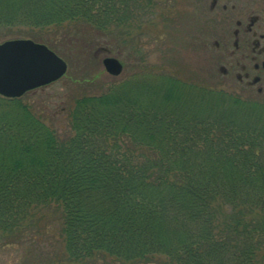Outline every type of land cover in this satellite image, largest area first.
I'll list each match as a JSON object with an SVG mask.
<instances>
[{"label": "trees", "instance_id": "trees-1", "mask_svg": "<svg viewBox=\"0 0 264 264\" xmlns=\"http://www.w3.org/2000/svg\"><path fill=\"white\" fill-rule=\"evenodd\" d=\"M141 5L0 0V30L81 21L101 31L138 18ZM167 78L171 87L156 97L112 85L78 99L63 135L22 97H2L24 110L0 116L6 236H23L32 207L55 201L73 264H109L106 256L121 264H264V122L197 109L179 92L184 80Z\"/></svg>", "mask_w": 264, "mask_h": 264}, {"label": "rangeland", "instance_id": "rangeland-1", "mask_svg": "<svg viewBox=\"0 0 264 264\" xmlns=\"http://www.w3.org/2000/svg\"><path fill=\"white\" fill-rule=\"evenodd\" d=\"M232 1L219 0V3ZM141 3L138 18L101 31L81 21L33 31L26 26L14 27L7 35H4L7 30H0V35H4L0 42L18 37L49 41L68 62L63 77L26 92L20 96L22 104L55 129L56 134L63 135L70 131L78 99L102 94L112 85L126 89L127 96L130 92L139 94L144 88L147 94L156 97V91L166 92L171 87L167 76H175L184 80L179 92L191 99L195 108L214 115L227 111L243 122H264V95L238 85L232 75L226 77L220 68L232 62L230 53L234 46L232 28L224 20L220 22L226 14L219 6L211 9L212 0H141ZM106 56L121 60L124 66L121 74L106 70L103 63ZM2 97L1 117L13 119L24 111ZM62 216L63 206L53 201L32 207L20 227L23 236L18 230L13 233L16 237L6 236L0 229V264H73L67 258L61 233ZM261 256L264 257V249ZM104 260L121 264L113 256L102 258V263Z\"/></svg>", "mask_w": 264, "mask_h": 264}, {"label": "water", "instance_id": "water-1", "mask_svg": "<svg viewBox=\"0 0 264 264\" xmlns=\"http://www.w3.org/2000/svg\"><path fill=\"white\" fill-rule=\"evenodd\" d=\"M108 72L119 75L124 66L115 56L103 59ZM68 62L48 44L33 38H8L0 42V95L20 97L63 77Z\"/></svg>", "mask_w": 264, "mask_h": 264}, {"label": "flooded vegetation", "instance_id": "flooded-vegetation-1", "mask_svg": "<svg viewBox=\"0 0 264 264\" xmlns=\"http://www.w3.org/2000/svg\"><path fill=\"white\" fill-rule=\"evenodd\" d=\"M218 6L226 14L220 22L232 28L234 46L232 62L220 68L238 85L264 95V0H233L230 4L212 0L211 9Z\"/></svg>", "mask_w": 264, "mask_h": 264}]
</instances>
